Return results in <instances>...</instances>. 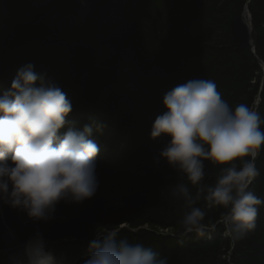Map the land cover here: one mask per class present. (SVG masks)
<instances>
[{"label": "trees", "instance_id": "1", "mask_svg": "<svg viewBox=\"0 0 264 264\" xmlns=\"http://www.w3.org/2000/svg\"><path fill=\"white\" fill-rule=\"evenodd\" d=\"M29 62L67 93V119L77 129L107 127L111 117L119 143L106 140L104 130L96 138L94 197L60 203L46 224L6 207L0 228L23 241L38 231L73 264H83L89 242L105 230L144 243L168 264H264V203L256 228L233 240L219 223L224 210L207 209L201 198L195 206L207 211L205 234L179 235L189 209L173 187L188 184L193 195L198 189L159 159L168 138H150L163 95L190 79L214 81L230 106L247 104L264 118V0H0V85L9 86ZM204 163L202 183L214 185L220 166ZM256 167L250 190L264 201V148ZM117 194L122 206L112 208L108 196Z\"/></svg>", "mask_w": 264, "mask_h": 264}, {"label": "clouds", "instance_id": "2", "mask_svg": "<svg viewBox=\"0 0 264 264\" xmlns=\"http://www.w3.org/2000/svg\"><path fill=\"white\" fill-rule=\"evenodd\" d=\"M162 105L150 138H168L159 159L198 189L193 195L188 184L173 187V197L189 209L179 221V235L205 234L207 211L195 206L203 198L207 209L224 210L219 223L226 235L243 238L256 228L257 206L264 203L250 190L259 175L256 160L264 148V118L247 104L230 106L209 79L176 85L163 95ZM71 112L67 93L31 62L0 89V206L23 213L33 223H47L60 203L80 205L95 196L100 149L93 131L103 125L92 122L77 129L67 119ZM205 161L220 166L211 186L202 183ZM33 241L38 245L35 255L50 260L38 231ZM83 264H168V259L116 230H105L89 242Z\"/></svg>", "mask_w": 264, "mask_h": 264}, {"label": "rangeland", "instance_id": "3", "mask_svg": "<svg viewBox=\"0 0 264 264\" xmlns=\"http://www.w3.org/2000/svg\"><path fill=\"white\" fill-rule=\"evenodd\" d=\"M247 11L249 13V10L247 8V10H245L244 14H243V19L246 23L249 22V16L247 14ZM250 15V13H249ZM251 16V15H250ZM259 102V101H258ZM258 105V103L256 104V106ZM108 194V192H106ZM120 196L117 194L115 196L113 195H110L108 196V199H109V206L112 207V208H118L120 206H122V202H120ZM6 206H0V221L4 222L3 220V214H4V210H5ZM23 217V216H22ZM45 223V222H43ZM46 224V223H45ZM3 227V226H2ZM17 227V230L19 228H22V227ZM23 229V228H22ZM20 234V233H19ZM30 235H35V234H30ZM25 238H22V235L21 236H18L16 235L12 229H10L9 227L5 226L4 228H0V241H2V246H4L6 248V251L7 250H13V249H18L22 246L21 242L24 240ZM31 243H33V238L32 239H29L28 241V245ZM44 242V241H43ZM59 245L57 244H52L51 247H56L59 249L58 247ZM43 247L46 248L47 247V243L44 242L43 243ZM32 261L35 263V261L32 259Z\"/></svg>", "mask_w": 264, "mask_h": 264}, {"label": "water", "instance_id": "4", "mask_svg": "<svg viewBox=\"0 0 264 264\" xmlns=\"http://www.w3.org/2000/svg\"><path fill=\"white\" fill-rule=\"evenodd\" d=\"M246 10H247V9H246ZM247 14H248V16H249V22H248L247 25H248V26L250 27V29H251V16L249 15L248 11H247ZM27 233H28V232H27ZM30 233H33L32 230H29V234H30Z\"/></svg>", "mask_w": 264, "mask_h": 264}, {"label": "bare ground", "instance_id": "5", "mask_svg": "<svg viewBox=\"0 0 264 264\" xmlns=\"http://www.w3.org/2000/svg\"><path fill=\"white\" fill-rule=\"evenodd\" d=\"M50 263L51 264H57L54 260H50ZM30 264H35V263L31 260V263Z\"/></svg>", "mask_w": 264, "mask_h": 264}]
</instances>
